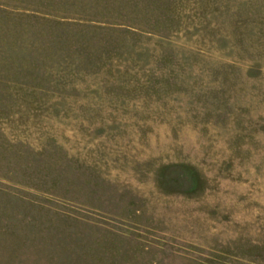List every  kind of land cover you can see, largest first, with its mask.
Listing matches in <instances>:
<instances>
[{"label":"rangeland","instance_id":"obj_1","mask_svg":"<svg viewBox=\"0 0 264 264\" xmlns=\"http://www.w3.org/2000/svg\"><path fill=\"white\" fill-rule=\"evenodd\" d=\"M0 264H264V0H0Z\"/></svg>","mask_w":264,"mask_h":264}]
</instances>
